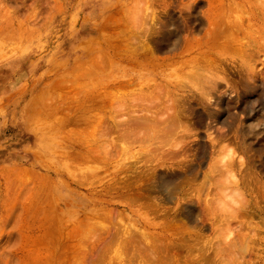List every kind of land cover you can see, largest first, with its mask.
Masks as SVG:
<instances>
[{
    "label": "bare ground",
    "instance_id": "bare-ground-1",
    "mask_svg": "<svg viewBox=\"0 0 264 264\" xmlns=\"http://www.w3.org/2000/svg\"><path fill=\"white\" fill-rule=\"evenodd\" d=\"M176 1H165L158 16L144 14L148 26L142 31L146 32V40L151 47L142 50L135 47L133 26L123 35L116 32L110 37V42L103 45H98L99 40L94 43L88 41L72 60L62 66L59 75L48 86L50 89L45 90V102H49L48 96L52 97L55 92L58 94L52 111L45 112V115L48 114L45 123L47 120L53 122V126L47 128L49 133L45 129L47 149L54 150L55 147L57 150L56 147H60V144L56 146L53 143V146L47 141L50 135L55 134L56 137L62 135L61 141L66 144L63 157L82 166L101 163L100 169L106 170L109 165L117 163V159L126 160L135 145L143 148L142 153L149 162L140 171L133 163L122 164L107 177H101L94 169H81L80 179H67L65 187L86 186L97 197L128 191L145 195V198L150 194L154 202L171 205L157 206L156 213L167 219L164 224H156V213L154 217L147 213L134 217L133 222L137 221L143 229L144 242L131 229L134 224L126 223L122 228L111 213L93 214L89 212L93 201H87L88 206L81 209H84L82 213L88 211L86 218L90 222L80 227L79 222L74 220L64 233L67 242L74 239L67 247L71 255L78 258L76 264H102L111 253L114 256L110 259L112 264H264V246H259L260 242L264 244V238H259L262 228L244 223L241 217V212L245 216L250 215V200L241 189L248 193L250 184H259L258 187L262 188L255 160L243 151V159L236 157L212 164L211 169L218 170L222 176L231 174L234 188L242 193V199L233 210L223 213L217 210V215L214 213L218 222L215 228L211 223L209 229L198 219L195 199L187 192L178 193L175 183L203 166L207 157L204 138L210 135L208 131L214 122L212 119L222 118L218 115L219 109L226 113L229 111L227 106L231 105L230 98L223 97L226 94L229 97L233 91L227 84L218 82L224 81L218 76H225L223 72H213L207 77L199 71L202 70L200 65L207 64L213 57L220 60L228 52L241 51L244 60L248 54L255 56L262 53L264 57V44L260 43L262 40L264 43V0H189L186 4L182 3L184 11H176ZM203 5L206 10L201 12ZM123 12L129 15V12ZM203 16L207 19L204 33ZM105 19L100 30L117 23L110 21L111 15ZM182 26L189 33L204 35L198 40L187 41L174 54ZM119 39H124L126 46L116 44ZM102 42L100 40V44ZM169 53L173 54L160 56ZM187 68H195L188 72L197 75L195 77L200 82L206 85L208 82L209 90L205 88L199 94L189 92L179 95L177 92L183 88L182 83L171 84L167 72L175 70L178 77H183L182 72ZM213 68H218V65ZM54 69L59 71L58 67ZM149 74L159 75L161 81L157 83V78H152L145 82L137 76ZM237 75L243 80L244 96L264 91L262 85L250 87L240 72ZM222 89L225 91L220 93ZM172 92L175 93V100L169 98ZM210 95H213V100L207 98ZM53 115H57V119ZM208 118L210 123H207ZM187 120L194 121L197 126V130L188 136L183 132L186 128L181 127L182 121ZM28 123L32 128L40 127L39 121L29 120ZM68 127L71 129L66 130ZM252 131L248 128L246 133ZM96 186H100L101 190L97 191ZM49 195V199L45 198L49 208H55L61 201H67L71 207L79 204L76 198H64L65 195L58 191H50ZM257 195V198H264L262 193ZM252 204L255 211L251 215L255 214L252 216L264 222V207H259L255 199ZM170 221L181 222L182 231L177 239L171 233L173 226ZM187 225L199 233L209 230L212 239L190 242L193 234L186 230ZM116 227L124 231L119 233ZM60 236H63L61 232ZM55 246L59 248L60 243L56 242ZM58 250H54L55 259H59ZM255 250L257 252H253ZM250 255L254 257L247 259Z\"/></svg>",
    "mask_w": 264,
    "mask_h": 264
},
{
    "label": "rangeland",
    "instance_id": "rangeland-1",
    "mask_svg": "<svg viewBox=\"0 0 264 264\" xmlns=\"http://www.w3.org/2000/svg\"><path fill=\"white\" fill-rule=\"evenodd\" d=\"M165 1L169 3V0H0V264H76L78 258L71 255V250L67 247L74 239L67 242L64 233L74 220L79 222L80 227L90 222L86 218L88 211L82 213L84 209H81L88 206L87 201H93L89 205V212L93 214L111 213L117 219V225L122 228L126 223L134 224L135 227L131 229L141 241H144L143 229L137 221L133 222L134 217H140L144 213L154 217L158 207L171 206L154 202L150 194L145 198V195L128 191L113 196L97 197L92 195L86 186L80 188L64 186L67 179H80L82 172L79 171L85 168L96 170L101 177L116 172L123 166L122 164L133 163L137 171L142 170L149 162H146V155L142 153L143 148L138 145L130 149V155L126 160L119 158L117 163L109 165L106 170L100 169L101 163L82 166L63 157L66 144L61 141L62 135L56 137L54 134L47 138L53 146L55 143L56 146L60 144V147H56L57 150L55 147L54 150L47 149L48 144L45 145V129L49 133L48 126L49 128L53 126L52 120L45 123L48 115H45V112L52 111L58 95L55 92L52 97L48 96L49 102H45V90L50 89L48 86L59 75L62 66L68 60H72L86 42L94 43L99 40L98 45H103L104 42H110L113 34L117 32L123 35L131 26L136 37V41L132 40L135 47L140 50L149 48L147 34L142 31L148 26L144 14L158 16L166 4ZM188 1L177 0L176 11H184L182 3L186 4ZM203 3L206 4L205 1ZM106 8L109 10H101ZM123 10L129 12V15H125ZM205 10L206 6L203 5L201 12ZM107 15H111L110 21L117 23L100 30ZM203 23L204 33L207 30V19L204 16ZM203 35L189 33L182 26L179 45L174 49V54L180 51L187 41L198 40ZM100 40H103L101 44ZM119 40L120 42L116 44L126 46L124 39ZM262 41L260 43L264 44ZM170 54L173 53L160 56ZM242 55L241 51L228 52V55L220 57V60L213 57L207 64L200 65L202 70L199 71L207 77L213 72L215 74L223 72L225 76H218L224 81L218 82L227 84L233 91L231 97L227 94L223 97L230 98L231 105L227 106L229 111L226 113L219 109L218 115L222 118L212 119L214 122L208 131L210 135L204 138L207 144V157L203 166L194 171L196 176L190 174L175 183L178 193L187 192L195 199L199 220L207 224L209 229L211 223L215 228L218 223L214 217L217 211L215 192L221 186L220 181L224 176L218 170L211 169V166L215 162L230 158L243 159L241 153L246 152L247 157H251L257 163L255 170L262 178V188L258 187L259 184H250L248 188L251 191L248 193L241 189L250 200L248 207L250 215L245 216L241 212V217L244 223L262 228L259 238H264L263 220L252 216L255 214L251 215L255 211L253 204L251 206L253 199L259 207H264V198H257V193L264 194V91L244 96L243 80L237 75V72H240L250 87L257 85L264 87V57L262 53L255 56L248 54L244 60L241 58ZM214 65H218V68H213ZM54 67H58L59 71ZM192 70L195 68H187L182 72L183 77H178L175 70L167 72L171 84L182 83L183 88L177 92L179 95L189 92L199 94L205 88L209 90V83L206 85L197 80L195 77L197 75L188 72ZM137 76L142 77L145 82L152 78H157V83L161 81L159 75ZM224 91L225 89H222L220 93ZM171 94L170 100H175V93ZM207 98L213 100V95ZM57 117L53 115V118ZM29 120L39 121L40 127L32 128ZM210 122L211 119L208 118L207 123ZM181 127L186 128L183 131L186 136L197 130L192 120L182 121ZM248 128H252L253 131L246 133ZM70 129L68 127L66 130ZM255 170L253 169L254 172ZM95 188L97 191L101 190L100 186ZM50 191L53 193L58 191L67 199L72 196L79 204L71 207L67 201H61L55 208H49L46 199L50 198ZM156 214V224L167 222L161 213ZM170 224L173 226L171 233L177 239L182 231L181 222L170 221ZM186 228L193 234L190 242H205L212 239L209 230L199 233L190 225ZM115 230L119 233L124 231L117 227ZM56 242L60 243L59 248L55 246ZM259 246L262 247L264 244L260 242ZM54 250L59 251L57 255L59 259H55ZM259 250L262 251V248ZM113 257V253L107 255L102 264H112L110 259ZM252 257L254 256L250 255L247 259Z\"/></svg>",
    "mask_w": 264,
    "mask_h": 264
},
{
    "label": "clouds",
    "instance_id": "clouds-1",
    "mask_svg": "<svg viewBox=\"0 0 264 264\" xmlns=\"http://www.w3.org/2000/svg\"><path fill=\"white\" fill-rule=\"evenodd\" d=\"M221 187L217 193L215 206L220 212H228L238 206L242 199V193L233 186V178L231 174L226 175L220 181ZM200 219V218H198Z\"/></svg>",
    "mask_w": 264,
    "mask_h": 264
}]
</instances>
